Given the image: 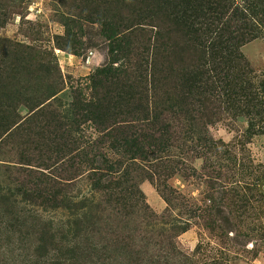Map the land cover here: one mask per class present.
Listing matches in <instances>:
<instances>
[{
  "label": "rangeland",
  "instance_id": "obj_1",
  "mask_svg": "<svg viewBox=\"0 0 264 264\" xmlns=\"http://www.w3.org/2000/svg\"><path fill=\"white\" fill-rule=\"evenodd\" d=\"M144 4L156 0H0V264H41L49 229L47 258L60 264H264V12L246 28L206 26L188 84L178 69L164 86L163 149L129 159L109 148L124 121L102 130L86 118L61 119L71 144L60 145L50 112L63 114L74 91L95 99L105 29L154 26L135 17ZM99 153L119 163L95 191ZM50 180L74 199L112 195L90 243L67 235L68 210L44 203ZM69 243L82 255L58 253Z\"/></svg>",
  "mask_w": 264,
  "mask_h": 264
},
{
  "label": "trees",
  "instance_id": "obj_2",
  "mask_svg": "<svg viewBox=\"0 0 264 264\" xmlns=\"http://www.w3.org/2000/svg\"><path fill=\"white\" fill-rule=\"evenodd\" d=\"M143 6L135 17L147 21L153 18L157 21L154 26L134 24L119 28L118 24L105 29L109 40V60L90 78L95 99L84 100L78 91H74L73 100L61 110L63 114L57 110L50 112L56 122V130L60 131V145L71 144L64 128L66 124L61 119H66L69 125H77L78 119L86 118L102 130L113 121H124L113 129L117 136L109 148H121L129 159L147 158L150 151L163 149L169 139V125L164 118L171 111L170 98L164 86L172 82L178 69L185 71L183 81L185 85L188 84L190 79L186 59L202 48V38L208 30L206 26L216 25L226 29L235 25L238 29L246 28L254 20L258 21L254 14L264 12V0H156L154 9H148L147 4ZM242 35L239 33L232 38H242ZM47 87L49 89L51 84ZM99 157L102 167H94L92 173L95 191L101 189V179L106 176V171H114L119 163L105 154L99 153ZM50 184L52 190L46 194L40 192L39 195L50 208L68 210L67 235L78 239L85 232H97L98 212L103 209V203H110L112 195L108 193L107 197L95 198L91 194L90 198L74 199V195L68 192L56 193L53 187L61 182L50 180ZM22 193L24 195L25 192ZM42 234L41 244L35 250L43 259L41 264H60L47 258V246L53 243L55 233L49 229ZM64 238L62 233L59 239ZM84 241L90 243L87 236H84ZM95 249L93 246L92 250ZM57 251L75 258L78 253L82 255L84 250L69 243L65 247H57Z\"/></svg>",
  "mask_w": 264,
  "mask_h": 264
}]
</instances>
